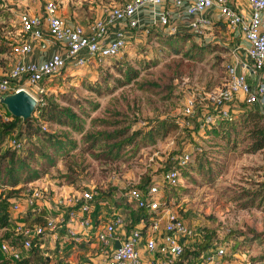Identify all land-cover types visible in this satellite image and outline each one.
Masks as SVG:
<instances>
[{
	"label": "rangeland",
	"instance_id": "rangeland-1",
	"mask_svg": "<svg viewBox=\"0 0 264 264\" xmlns=\"http://www.w3.org/2000/svg\"><path fill=\"white\" fill-rule=\"evenodd\" d=\"M57 1L60 3L62 17L71 22H74L72 11L84 10L82 20L85 23L93 21L98 15L97 12L110 4L109 0ZM25 3L26 0L8 1V5L14 6L16 11ZM13 18L5 22L15 26L17 22ZM185 22L187 24L179 26L178 31L189 29L190 20L186 19ZM75 23L83 24L81 21ZM3 24L4 22L0 21V26ZM144 29L141 27L129 30L134 39L129 38L130 45L124 53L128 55L129 60L131 59L130 65L140 69L141 73L137 79L102 94L90 90L87 84L102 82L103 77L110 78L114 83L117 82L116 79H122L115 67V60L111 62L106 59L102 62L92 61L89 66L79 69L68 65L49 85L48 91L56 92L53 99L57 103L71 106L73 111L82 117L81 131L38 120L35 121V125L45 133L27 140L22 139L24 149L38 151L35 156L37 161L27 159V164L31 168L41 172L40 178L36 181L63 184L64 178L61 176L69 165L72 166L75 185L92 188L95 191L97 216L103 221L110 220L115 212L128 217L135 211L134 208L133 210L127 208L124 201L118 208L115 207L116 201L126 195L125 191H129L148 177H152V182L160 181L163 171L159 168H165L167 161L172 157L171 153L178 149V139L185 135H179L178 132L170 133L159 139L157 144L140 147L136 151L133 146H126L122 152L124 154L115 159L109 157L106 152L123 136L145 129L157 119L187 116L184 110L192 96L202 93L209 89L208 87L212 89L220 85V81L223 80L220 68L216 65L215 52H207L202 57L198 54L197 58H188L169 51L153 33L155 31L169 33L171 25L162 29L152 27V37H148ZM199 38L225 43L230 47L238 40L231 30L216 29L211 24L201 27ZM185 47L188 49L190 46ZM142 59L150 62V66L143 68L140 64ZM154 59L157 60L156 63H153ZM79 103L83 104V108L78 106ZM94 104H98L96 110L92 108ZM0 111L4 117L10 115L3 105L0 106ZM114 130H125V133L120 138L110 136L109 133H114ZM97 132L102 135L93 139L92 135ZM49 135H52L53 140L61 139L67 145L61 150L53 147L46 138ZM16 136L14 133L4 134L0 125V174L7 173L9 159L3 163L2 157L8 150H13L12 145ZM105 137L110 139L104 140ZM199 137L201 138H197V142L204 147L208 159L211 160L213 169L211 179L206 177L207 173L191 172L192 178L184 177L180 182L185 190L179 189L177 197L172 195L169 205L170 210L182 217L194 231L187 244L193 249L197 248L198 243L203 240L202 233L207 228L220 229L224 232L234 231L241 240L251 239L250 249L242 254L240 249L235 251L230 245L226 249V254L235 258L225 256L221 261L229 264L235 260L244 261L249 257L250 261L257 259L254 264H264V204L252 207L244 205L248 190L257 188L259 183L264 181V150L249 153L247 143H240L234 147L219 136ZM185 139L190 140L189 136ZM39 151L43 152L44 156L40 155ZM132 201L130 197L128 203ZM57 246L59 243L47 240L41 249L42 258L47 257L51 264L54 262L76 264L77 260L82 261L83 258L95 256L100 251L98 242L89 246L79 245L77 249L69 247L64 242L61 252L57 251ZM71 256H74L73 262L70 261ZM43 259H38V264H41ZM144 261L147 264H154L150 256ZM198 264L211 263L204 258Z\"/></svg>",
	"mask_w": 264,
	"mask_h": 264
},
{
	"label": "built area",
	"instance_id": "built-area-1",
	"mask_svg": "<svg viewBox=\"0 0 264 264\" xmlns=\"http://www.w3.org/2000/svg\"><path fill=\"white\" fill-rule=\"evenodd\" d=\"M8 1L0 0V3L10 6L17 17L15 26L18 29L13 47L16 58L30 53L34 43L42 49L59 46L61 50L42 62L16 61L15 58L9 69L0 66V95L26 89L40 100V95L48 92L56 75L68 65L79 69L89 66L92 61L102 62L123 55L130 45L127 32L148 24L146 8L153 13V25H170L172 15L166 7L172 4L185 7L191 17L188 30L196 35L201 34L203 25L210 24L204 15L217 8L219 19L235 36L246 42V45L237 42L236 46H231V61L224 82L192 96L184 114L194 117L197 109L202 108L204 120L212 122L216 116L228 117L229 106L234 101L264 112V0H248L251 8L249 17L236 9L234 0H111L108 15L95 18L87 25L62 17L57 0H26L18 11L8 5ZM112 27H117L113 38L109 35ZM170 30L178 31L176 27ZM241 49L247 52L252 66L241 59ZM13 146L20 147L21 142L14 139ZM189 160V153L170 157L160 181L163 184L168 181L171 185L180 183L181 168ZM160 181L152 182L146 190L133 186L128 191V198L132 197L136 208L151 214L149 222L141 221L131 229H128L126 217L120 212L113 213L107 221L96 216L95 191L92 188L37 181L29 184L10 202L15 222L0 230V264H38L33 248L38 244L39 249H43L49 239L59 243L58 252L62 251L64 242L73 247L98 242L101 264H142V247L153 256L152 263L172 264L183 254L184 244L193 237L194 231L165 203ZM29 210H33L35 216L43 214L44 221H29ZM117 242H120L119 247H116ZM226 249L227 246L218 243L205 253L204 258L211 264L217 259L221 263ZM246 261L247 258L235 260L232 264H248ZM41 264L51 263L48 259Z\"/></svg>",
	"mask_w": 264,
	"mask_h": 264
},
{
	"label": "trees",
	"instance_id": "trees-1",
	"mask_svg": "<svg viewBox=\"0 0 264 264\" xmlns=\"http://www.w3.org/2000/svg\"><path fill=\"white\" fill-rule=\"evenodd\" d=\"M115 1L123 2L124 0ZM9 18L10 20H12V18L16 20L17 17L15 13L11 11L10 6H2L0 3V21L4 22V24L0 26V28L2 27V30H0V66L5 69H9L15 62L16 58L13 54V47L15 44V33L18 26H13L12 23H6L5 21ZM211 25L216 29L224 28L229 30L225 22L221 19L215 20ZM144 28L142 29H144L143 31H146V35L152 37V27ZM153 33L159 42H161L164 47H167L169 51H173L176 54H182L188 58H197L198 54L202 57L207 52H215L216 65L219 66L221 75L223 76V80L220 81L221 84L228 76L227 66L231 61V47L229 45L214 40L205 41L200 39L199 35H196L189 30L169 33L155 31ZM185 45H189L190 47L185 49ZM108 59L111 60V62L115 60V67L118 69V73L122 76V79H116L118 83H114L110 78L103 77L102 82L88 83V88L92 91H96L98 94H102L105 91H114L116 87L128 84L132 80L137 79L141 73L140 69L130 65L129 62L131 59L129 60L128 55L123 54ZM156 62L157 60L154 59L153 63ZM140 64L143 65V68L150 66V62L145 59H142ZM65 69L66 68L62 70V73ZM208 88L210 89V87ZM55 93L54 90L40 95V104L34 115L26 120L12 115H8L7 119H5L0 111V125L3 127V133H14L17 135L15 140L21 142L20 147H14L12 145L13 150H8L2 157L3 163H6V160L9 159L10 164L7 168L5 166L7 173L4 172L0 174V230L12 226L15 222V218L12 216L10 210L11 200L20 195L22 190L26 187L24 184L35 182L41 175V172L31 168V166L27 164V159L29 158L36 160L35 156L38 151L34 152L24 149L22 145L23 140L45 133L39 126L35 125V121L45 120L68 126L77 131L83 129L81 123L82 117L77 115L71 106H62L57 103L53 99ZM66 102L69 103L70 101L66 100ZM78 106L83 108V104L79 103ZM92 108L93 110H96L98 104H94ZM229 111L230 114L228 117L216 116L215 120L212 122H206L204 120L205 115L202 108H198L194 117L184 116L182 118H160L149 127L139 129L127 136H123L125 130H114V133H109L110 136H117L118 138L123 136V138H120L119 141L112 145V148L108 150L106 154L113 159L119 158L121 154H124L122 152L126 149V146H133L134 151H136L140 147L157 144L159 139L168 136L170 133L178 132L177 134H184L185 136L178 139V149L172 152L171 156L182 155L184 153L190 154V160L185 167L181 168L182 178H192L191 172L199 171L201 173H207L206 177L211 179V173L213 172L211 160L208 159L204 147L197 142V138H201L199 135L219 136L226 140L229 145L234 147H237L240 143H247V152L249 153H257L258 151L264 150V112L246 103L237 101L230 104ZM214 113L216 114L217 112ZM101 122L104 121L101 120ZM101 135L102 133L97 132L92 136L93 139H96ZM187 136H189L190 140L186 141L185 138ZM46 138L49 140L50 145L57 149L61 150L67 145V143H64L61 139L56 141L53 140L52 135H49ZM105 139H110V137H105L104 140ZM40 155L44 156V153L40 152ZM159 170L165 171L166 167H160ZM73 171V167L69 165L67 171L61 176L64 178L62 179V183L66 182L68 185L76 186ZM151 183L152 177H148L135 187L146 190ZM179 189L185 190L181 183L171 185L168 181L164 182L163 190L165 193V203L167 205H170L172 195L174 197L178 196ZM125 194L126 195H124L121 200L116 201L117 205L115 207L118 208V206L124 201L127 208L132 210L133 208L135 209L133 213L126 217L128 229L135 227L141 221L145 220L146 222H149L151 214L145 209L136 208L135 203L133 202L129 204L128 191H125ZM246 198L247 199L244 203L245 207L260 206L264 204V181H261L257 188L248 190ZM28 216L27 219H30L29 221L32 222L44 221L43 214L35 216L33 210H29ZM202 234L203 240L198 243L197 248L193 249L185 243L183 254L175 259L172 264H198V262L202 261L204 258L205 253L211 249V247H215L218 243L227 247L231 245L235 251L240 249L242 254L250 249L249 241L251 239H249V241L241 240L234 234V231L224 232L220 229L207 228ZM33 250L35 252L34 258L36 260L43 259L38 244H35ZM235 253L236 252H234V254ZM226 256L228 258L229 256L233 259L235 258L233 255L226 254ZM252 260L253 261H250L248 257L246 262L248 264H254L257 261L256 258ZM46 261H48L47 257L42 260V263H45Z\"/></svg>",
	"mask_w": 264,
	"mask_h": 264
},
{
	"label": "crops",
	"instance_id": "crops-1",
	"mask_svg": "<svg viewBox=\"0 0 264 264\" xmlns=\"http://www.w3.org/2000/svg\"><path fill=\"white\" fill-rule=\"evenodd\" d=\"M95 1V0H94ZM93 3V1H91ZM109 5L104 7L103 9H101L100 11L97 12V16L95 18H99V17H106L108 15L109 12V8L112 5V1H109ZM234 5L236 7L237 10H239L240 12H242L243 14H245L247 17L250 16L251 14V8L249 5V1L248 0H234ZM169 7V8H168ZM166 9H168L171 12L172 18L170 21V25L171 27H176L177 29L179 28V26L183 25V24H187L185 21L186 19L191 20V17L189 15H187L186 11H185V7H178L172 4H169ZM61 11V10H60ZM84 10H76L72 11L71 13L73 14L74 17V23L77 21H81L83 23V25H87L88 23H85L84 20H82L84 13ZM145 12V16H146V23H148L147 25L145 24L144 27H159V29H162L163 27L158 26V25H153L152 23L154 22V16L153 13L151 11L150 8H146L144 10ZM61 13V12H60ZM62 14V13H61ZM60 14V15H61ZM63 15V14H62ZM206 20L211 24L213 23L215 20L221 18L220 16V12L217 8H213L211 10H209L205 15ZM94 18V19H95ZM152 24V25H151ZM142 27V28H144ZM117 27H112L110 29L109 35L111 38H113L115 36V32H116ZM146 32V31H145ZM137 34V33H136ZM144 34V32H143ZM140 35V33L138 34V36ZM127 36L130 39H134L133 34H130L129 31L127 32ZM238 39L237 42L242 43V45H246L245 40L237 37ZM234 43L232 46H236L238 43ZM61 50V47L59 46H51L47 49H42L39 44L34 43L32 45V51L28 54H25L23 56L17 57V60H24V61H32V62H42L44 60H46L48 57H50L52 54H54L55 52H58ZM240 57L242 60L247 61L248 64L250 66L253 65V62L249 59L247 52L244 49H241L239 51ZM89 246V245H88ZM69 247H72L73 249H77L78 247H73L72 245H69ZM99 254V253H98ZM95 254V256H89L88 258H83L82 261L77 260L76 264H101L102 262V257L99 254ZM148 256H150L153 259V256L150 255L148 252H146L145 248L142 247L141 249V257H142V264H147L146 261H144V259H146ZM73 257H70V261L73 262ZM151 263V262H150ZM233 262L229 263L232 264ZM66 264H69L66 262ZM213 264H227V263H223L219 260L218 263V259L215 260V262Z\"/></svg>",
	"mask_w": 264,
	"mask_h": 264
},
{
	"label": "water",
	"instance_id": "water-1",
	"mask_svg": "<svg viewBox=\"0 0 264 264\" xmlns=\"http://www.w3.org/2000/svg\"><path fill=\"white\" fill-rule=\"evenodd\" d=\"M0 104L7 109L10 115L26 120L34 115L40 100L30 91L21 89L14 93L0 95ZM119 246L120 242H117L116 247Z\"/></svg>",
	"mask_w": 264,
	"mask_h": 264
}]
</instances>
